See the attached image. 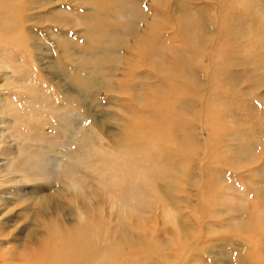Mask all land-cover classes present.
I'll list each match as a JSON object with an SVG mask.
<instances>
[{
  "label": "rangeland",
  "instance_id": "obj_1",
  "mask_svg": "<svg viewBox=\"0 0 264 264\" xmlns=\"http://www.w3.org/2000/svg\"><path fill=\"white\" fill-rule=\"evenodd\" d=\"M4 1L0 264L86 226L88 264H264V0Z\"/></svg>",
  "mask_w": 264,
  "mask_h": 264
},
{
  "label": "bare ground",
  "instance_id": "obj_2",
  "mask_svg": "<svg viewBox=\"0 0 264 264\" xmlns=\"http://www.w3.org/2000/svg\"><path fill=\"white\" fill-rule=\"evenodd\" d=\"M16 1L19 4L21 0H16ZM123 6L124 7H118L119 9L122 10V12H124L123 10L127 5H123ZM0 8L3 9V14H4L3 22L7 23L10 21L9 20L10 18L15 16V14H13L15 13L14 10L20 9L21 5H17L16 7H14L12 4H9L4 0H0ZM119 9H117V7L115 6L114 14L119 15L121 13ZM18 19L23 21V17L18 16ZM61 20H63V18H61ZM67 21L72 27V22L68 18ZM101 23L108 25L107 24L108 22L106 20L103 21L101 20ZM99 26L100 24L96 23L95 27L94 26L92 27L91 33L93 29L97 31L99 29ZM104 32L110 33L112 32V30L103 29L101 34L105 35ZM60 33L67 34L65 32H60ZM152 50H155V47L148 46L145 51L147 52ZM88 84H89V80H86V85ZM5 102L6 99L3 96L2 105H5ZM164 102H167L169 104V102L164 97H160L158 102V106L160 108L158 112V117L160 118V121L155 120L149 116H146L145 120L142 121L144 123L142 127L143 129H145V131L148 132L145 133V138L149 140L151 144L155 147V151H156L155 155L157 161L160 164L168 165L171 169L178 170V168L182 165L181 160L178 156L180 150L167 149L166 144L169 141L170 136H172V133L176 130V127L179 126L178 123L179 114L176 112L170 114L167 110V106L161 107V105ZM136 143H138L137 149L139 151L140 143H141V135H136ZM185 162L187 163L186 159ZM152 186H154L153 183ZM0 232H2V227L0 228ZM88 236L89 234H88L87 226L79 227L78 229L72 230L71 232L65 234L60 233L57 229H52L47 247L43 248L40 244H38L36 248L34 247L30 251L21 252L18 258L22 259L23 264H88L89 262L94 260V254L91 249V243L88 242ZM38 243H40V240L38 241ZM105 258L107 259V264H117L116 262L114 263L110 261V256H106ZM100 262L101 264H106L105 260H102V256Z\"/></svg>",
  "mask_w": 264,
  "mask_h": 264
}]
</instances>
